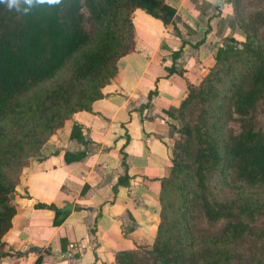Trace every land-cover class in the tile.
I'll return each mask as SVG.
<instances>
[{
	"label": "trees",
	"instance_id": "trees-1",
	"mask_svg": "<svg viewBox=\"0 0 264 264\" xmlns=\"http://www.w3.org/2000/svg\"><path fill=\"white\" fill-rule=\"evenodd\" d=\"M225 2L242 39L223 40L199 81L185 83L174 113L170 169L160 179L159 221L142 251L148 264H231L243 243L255 244L247 264H264V228L255 227L264 218V135L255 116L264 93V34L257 36L241 17L239 0ZM19 8L0 4V259L10 253L2 237L22 170L43 158V146L64 120L90 111L101 97L116 60L134 48L132 11L163 17L164 24L172 16L164 0H59L31 7L21 0ZM194 211L203 219L201 234ZM221 222L216 232L204 233ZM136 254L117 251L113 260L136 264Z\"/></svg>",
	"mask_w": 264,
	"mask_h": 264
},
{
	"label": "crops",
	"instance_id": "crops-1",
	"mask_svg": "<svg viewBox=\"0 0 264 264\" xmlns=\"http://www.w3.org/2000/svg\"><path fill=\"white\" fill-rule=\"evenodd\" d=\"M164 3L169 23L132 11L134 48L116 60L101 97L64 120L43 158L22 170L0 264H115L125 250L147 260L185 83L206 73L224 37L242 39L225 0Z\"/></svg>",
	"mask_w": 264,
	"mask_h": 264
},
{
	"label": "rangeland",
	"instance_id": "rangeland-1",
	"mask_svg": "<svg viewBox=\"0 0 264 264\" xmlns=\"http://www.w3.org/2000/svg\"><path fill=\"white\" fill-rule=\"evenodd\" d=\"M238 9L241 17L252 25L256 31L257 36L264 34V0H239ZM237 28V27H236ZM238 33L240 34L238 28ZM241 35V34H240ZM230 36H226L223 40ZM242 37V36H241ZM255 116L259 123V128L264 135V93L261 99L257 102L255 107ZM234 132L240 131V126L235 121H229L227 124ZM192 223L194 228L197 230V234H201V227H204L203 219L199 212L194 211L192 215ZM221 222L216 228L207 230L205 234H210L216 232L221 226ZM256 228H264V218H261L256 226ZM255 251L254 243H243L236 249V252L232 255L230 259L231 264H247L250 261V258ZM138 263L136 264H148L147 260H144L142 257L138 258ZM197 262L196 264H198Z\"/></svg>",
	"mask_w": 264,
	"mask_h": 264
},
{
	"label": "clouds",
	"instance_id": "clouds-1",
	"mask_svg": "<svg viewBox=\"0 0 264 264\" xmlns=\"http://www.w3.org/2000/svg\"><path fill=\"white\" fill-rule=\"evenodd\" d=\"M59 0H23V3L28 5L29 7L33 6V4H56ZM21 0H0V4H4L7 6L9 10L15 8L17 11L20 10L19 5Z\"/></svg>",
	"mask_w": 264,
	"mask_h": 264
},
{
	"label": "water",
	"instance_id": "water-1",
	"mask_svg": "<svg viewBox=\"0 0 264 264\" xmlns=\"http://www.w3.org/2000/svg\"><path fill=\"white\" fill-rule=\"evenodd\" d=\"M159 19L162 21L163 20V17H160ZM31 250H36V248H33L32 247Z\"/></svg>",
	"mask_w": 264,
	"mask_h": 264
}]
</instances>
